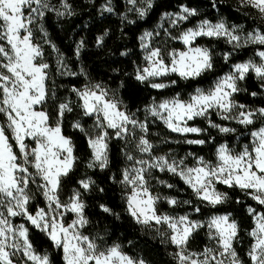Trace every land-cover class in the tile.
<instances>
[{"label":"snow or ice","instance_id":"snow-or-ice-1","mask_svg":"<svg viewBox=\"0 0 264 264\" xmlns=\"http://www.w3.org/2000/svg\"><path fill=\"white\" fill-rule=\"evenodd\" d=\"M240 6L257 10L264 19V0H240ZM62 7L64 11L57 10L48 0H0V118L3 119L0 123V264H51L47 252L40 254L34 248L29 227L24 223L13 224L12 218L16 217H22L32 228L43 233L52 246L61 251L63 264H147L142 258L129 256L118 243L101 247L98 241L104 239L102 236L84 234L90 221L82 196L93 189L94 180L89 177L77 181L79 187L67 202L60 198L62 182L77 162L73 140L63 132L64 120L74 109L70 99L57 102L55 89H49L50 65L44 62L43 48L35 42L32 25L43 19L47 12L54 11L59 17L72 14L67 0H63ZM148 7H151V0H148ZM107 10L111 11V8ZM145 14V9L139 10L141 17ZM197 15L195 8L183 5L179 13L164 14L173 27ZM39 31L43 33V43L58 52L42 26ZM242 31L239 25L229 26L223 20L216 23L202 20L179 36L168 33L170 39L182 43L184 50L167 51V62L165 50L153 48L148 43L153 33L145 32L139 38L146 53L145 64L137 66L135 80L152 89L163 90L174 87L178 81L160 82L161 78H170L174 74L179 80L193 81L213 72L212 50L198 46V38H223L231 45V51L223 54L226 63L249 45L264 46V31L255 29L243 36ZM103 39V36L97 38L98 46ZM82 46L83 42L77 47V54ZM256 56L260 58L259 63L252 59L234 63L230 71L218 77L209 88L196 87L187 99L180 93L158 103L153 99L143 109V120L137 118L135 112H129L117 93L101 83L89 82L81 88L73 86L69 89L77 97L76 106L83 116L93 120L90 129L79 121L72 124L86 138L90 150L87 167L101 171L108 169L110 142L113 139L124 142L125 148L121 152L130 164L121 170L118 182L123 189L125 210L136 224L154 231L160 243L175 247L171 253L175 264H245L235 247L240 226L231 213L214 214L205 221H197L191 219L190 214H161L157 204L164 201L173 208L188 205L192 212L199 214L202 208L216 209L229 201L228 193L217 187L224 185L239 190L264 207V126L251 131L250 142L239 150L228 143H220L213 160L196 157L195 166L189 167L185 163L187 156L177 159L171 152L152 155L157 146L148 138L150 124L161 122L170 133L184 137L182 142L188 145H204L215 140L212 136L209 140L188 139V134L199 136L208 133L209 129L224 136L236 133V128L210 119L213 114L221 121H234L245 128L257 120L264 124V107L252 109L234 99L235 94L246 91L239 85L249 75L254 74L260 88L264 89V50L257 51ZM66 69L62 56L58 55L56 71L59 75L84 74ZM251 95L255 97L258 93ZM49 103L53 106L54 117L44 110ZM198 118L205 120L208 127L189 123ZM29 140L34 147L29 146ZM163 142L181 141L165 139ZM129 145L139 156L126 150ZM153 170L178 177L191 189L198 204L193 206L192 200L153 194L150 188ZM112 179L115 181L116 177ZM157 183L169 189L176 187L163 180H157ZM31 185H35L36 192L46 202V207L38 208L34 213L30 210L34 198ZM99 191L103 192V189ZM236 203L242 201L237 199ZM99 207L104 213L112 214L106 205ZM69 213L74 218L66 223L65 217ZM247 213L254 224L248 232L253 242L246 253L247 264H264V212L249 205ZM205 228L213 246L206 245L200 252L191 251L190 240Z\"/></svg>","mask_w":264,"mask_h":264},{"label":"trees","instance_id":"trees-1","mask_svg":"<svg viewBox=\"0 0 264 264\" xmlns=\"http://www.w3.org/2000/svg\"><path fill=\"white\" fill-rule=\"evenodd\" d=\"M48 2L55 9L64 11L63 0H48ZM67 3L70 5L71 15L66 14L59 17L54 11L47 12L43 19L32 25L35 42L42 45L44 62L50 65L49 89H55L58 97L57 102L63 101L65 98L70 99L74 109L73 112L67 114L64 120L63 132L73 140L77 162L69 177L64 178L62 182L61 201H67L72 193L78 189L77 181L90 177L95 181V186L82 196L86 204L85 214L90 221L83 230L84 234L91 237L98 234L102 236L104 239L98 241L101 247L118 243L129 256L142 258L147 264H175L171 255L175 251V247L160 243V239L154 231L145 230L136 224L125 210L123 189L118 182L121 170L126 164V159L121 152V149L125 148L124 142L116 139L110 142V165L108 169L101 171L98 168L87 167L90 161V150L86 138L83 133L74 129L72 124L79 121L88 129L92 126L93 120L83 116L81 109L76 106L77 97L69 89L73 86L80 88L88 82H99L113 89L119 99L127 106L128 111L135 112L137 118L143 120V109L153 102V99L158 101L162 98L175 96L177 93L185 98L196 87L211 86L218 77L227 73L234 63L249 59L258 63L260 58L256 56V52L264 50V46L249 45L235 53L226 63L223 54L231 51V45L227 44L223 38L219 40L207 37L198 38L196 42L198 45L212 50L214 71L193 81L179 80L173 74L170 78H161V80L167 82L169 79H176L177 85L156 90L135 80V70L143 61L139 37L144 30L154 28L165 13L177 12L182 5L195 8L198 13L197 16L184 21L182 27L192 26L201 20H209L210 22L223 20L229 26L239 25L243 29L241 35H246L255 29L264 31V19L261 18L257 10L241 7L240 0H151V7L146 6V14L143 17L124 0H67ZM109 7L111 11L107 10ZM41 26L58 52L54 51L50 45L43 43V33L39 31ZM101 36L104 38L103 43L98 46L97 38ZM81 42H83V46L77 54L76 50ZM58 55L62 56L70 72H83L84 74L59 75L56 71ZM239 86L246 91L235 94L234 99L238 103L245 104L252 109L264 107V89L260 88V82L254 74L249 75ZM253 92L258 93V95L253 97L251 95ZM44 110L49 111L54 117L51 103L45 105ZM210 119L236 128L237 131L228 136L218 134L215 129H209L208 133H202L199 136L188 134V139L209 140V136L215 137L214 141L204 145H188L182 142L184 137L170 133L161 122L156 121L150 124L148 137L151 143L157 146L152 154L156 156L172 152L180 157L192 154L194 157L213 160L215 149L220 143H228L229 146L239 150L244 144L250 142L249 133L264 125L257 120L254 125L245 128L234 121H221L215 114ZM189 123L201 128L208 127L207 122L199 118ZM165 139L169 141L180 140L181 142L164 143ZM187 161L192 164L194 159L188 158ZM152 175L153 179L150 180L152 192L161 196L175 197L179 200H192L193 206L198 204L191 189L178 177L158 170H153ZM113 176L116 177L115 181L112 179ZM157 180L166 181L176 187L169 189L157 183ZM217 187L220 191L228 193L229 201L216 209L202 208V212L197 214L192 212L188 205L173 208L166 202L160 201L157 204L158 211L169 215L190 214V218L197 221H205L214 214L231 213L232 218L240 226L239 240L235 247L240 257L247 264L246 253L253 242L248 232L254 226L252 218L247 213V207L251 205L260 212H264V207L258 206L255 201L245 197L239 190L228 189L224 185ZM100 188L103 189V192L99 191ZM31 192L34 194V198L31 201L30 210L34 213L38 208L45 206V201L35 188ZM237 199L242 203H236ZM101 204L109 207L112 214L104 213L99 207ZM14 221L24 223L29 227V238L38 253L47 252L51 264H63L61 251L55 249L43 233L32 228L22 217H16ZM206 233V228L200 229L193 236L188 245L191 251L200 252L206 245L211 246ZM130 241L131 243H129Z\"/></svg>","mask_w":264,"mask_h":264},{"label":"rangeland","instance_id":"rangeland-1","mask_svg":"<svg viewBox=\"0 0 264 264\" xmlns=\"http://www.w3.org/2000/svg\"><path fill=\"white\" fill-rule=\"evenodd\" d=\"M130 7H132V8H134V9H136V11H138L139 12V10H141V9H145L146 8V6L148 5V1H146V0H135V3H133L132 2V0H124ZM107 8V7H106ZM180 9H181V7H180ZM180 9L177 11V12H170V13H173V14H176V13H179L180 12ZM202 21V20H201ZM200 22V21H199ZM199 22H197L196 24H194V25H192V26H189V27H182V25H183V23H184V21L183 22H180L176 27H173L172 25H171V23H170V20H169V18H165V16L163 15L162 16V18H161V20L155 25V27L154 28H152V29H149V30H144L143 32H142V34L140 35V37L145 33V32H152L153 33V36L151 37V38H149V40H148V43H150V45H151V47H153V48H155V47H161L162 49H164L165 50V59H166V62H167V55H166V52L167 51H170V50H172V49H177V50H184V46L182 45V43H180L179 41H174V40H172V39H170L169 38V36H168V33H170L171 34V36H179L184 30H186L187 28H191V27H194V26H196ZM219 22V21H218ZM212 23H216V22H212ZM156 33H159L158 35H156ZM243 36V35H242ZM139 37V38H140ZM139 43H140V50H141V52H142V56H143V58H144V55L146 54L145 53V50L141 47V41H140V39H139ZM198 45V44H197ZM198 46H201V47H205V46H202V45H198ZM260 62V61H259ZM258 62V63H259ZM144 64H145V61H144V59H143V61H142V64L141 65H139V66H144ZM67 71H69L68 69H66ZM230 71V70H229ZM228 71V72H229ZM224 75V74H223ZM160 82H166V81H160ZM89 83V82H88ZM91 83H99V82H91ZM105 86V85H104ZM81 87H83V86H81ZM80 87V88H81ZM106 87V86H105ZM210 87V86H209ZM209 87H206L205 89H207V88H209ZM108 88V87H107ZM110 89V88H109ZM110 90H112V91H114L113 89H110ZM172 97V96H171ZM187 97H188V95L184 98V99H187ZM119 98V97H118ZM167 98H170V97H166V98H162V99H160V100H158V101H156L157 103L158 102H160L161 100H164V99H167ZM152 103V102H151ZM150 103V104H151ZM149 104V105H150ZM3 122V119L2 118H0V123H2ZM262 126H264V125H262ZM261 127V126H260ZM91 128V126L88 128V129H90ZM259 128V127H258ZM257 128V129H258ZM256 130V129H255ZM137 136H139L140 135V133L137 131ZM28 143H29V146L30 147H34V143L33 142H31L30 140L28 141ZM18 150V149H17ZM127 151H130L131 152V154H133L134 156H139V153H137L132 147H131V145H129V147L126 149ZM167 153H169V152H167ZM167 153H164V154H159V155H156V156H162V155H166ZM172 153V152H171ZM173 154V153H172ZM153 155V154H152ZM177 159H179V158H182V157H185V156H187L188 158H190V159H194V162L192 163V164H189L188 163V161H187V159H186V161H185V163L189 166V167H192V166H195V163H196V161H195V158L196 157H194L192 154L190 155V154H186V155H184V156H178L177 154H173ZM153 156H155V155H153ZM145 159H147L148 157L147 156H145L144 157ZM130 164V162H127L126 161V164H125V167L126 166H128ZM33 188H35V185H31L30 186V189L31 190H33ZM35 190H36V188H35ZM153 194H156V193H154L153 192ZM45 201V200H44ZM65 202H67V201H65ZM44 207H46V202H45V206ZM161 214H166V213H161ZM169 215V214H168ZM218 215H222V214H218ZM172 216H177V215H172ZM74 217H73V214H71V213H69L66 217H65V221H66V223L67 222H71V220L73 219ZM14 219L15 218H12V222H13V224H15V225H19V224H21L20 222H15L14 221ZM211 246H213V244H212V242H211ZM210 246V247H211ZM44 253V252H43ZM43 253H40V254H43ZM19 257H17V259H18Z\"/></svg>","mask_w":264,"mask_h":264}]
</instances>
